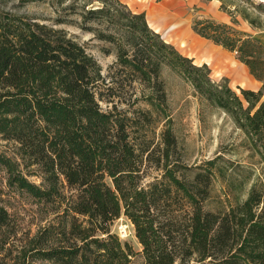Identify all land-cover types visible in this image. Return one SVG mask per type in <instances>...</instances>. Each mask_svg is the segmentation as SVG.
I'll return each instance as SVG.
<instances>
[{
    "label": "trees",
    "instance_id": "16d2710c",
    "mask_svg": "<svg viewBox=\"0 0 264 264\" xmlns=\"http://www.w3.org/2000/svg\"><path fill=\"white\" fill-rule=\"evenodd\" d=\"M79 9L78 27L115 47L108 83L77 37L0 7V136L19 145L21 159L0 153V170L9 189L46 211L43 229L21 240L0 189V264H132L133 247L111 231L122 213L145 264H264V178L254 180L244 201L207 211L221 157L195 167L173 163L177 140L161 79L168 67L229 114L264 165V45L232 25L193 22L197 35L236 53L263 83L238 95L120 0H85ZM61 21L55 25L68 24ZM139 102L148 109H134ZM153 114L167 120L158 147L146 134ZM150 168L161 174L146 183ZM37 174L43 185L30 181Z\"/></svg>",
    "mask_w": 264,
    "mask_h": 264
},
{
    "label": "rangeland",
    "instance_id": "374dc122",
    "mask_svg": "<svg viewBox=\"0 0 264 264\" xmlns=\"http://www.w3.org/2000/svg\"><path fill=\"white\" fill-rule=\"evenodd\" d=\"M74 1L79 4L76 7L78 9H75L76 11H65L64 8ZM120 1L134 14L144 13L149 26L153 29L159 21L151 14L152 9L161 8L164 3L171 0ZM217 1L220 2L221 11L231 18L230 23H227V25H232L238 31L244 33H246L244 30L247 28L253 29L254 33H248V35L251 34L255 40L261 43L258 36H264V0ZM84 2L85 0H0V7L40 24L65 29L71 35L77 37V41L85 45L88 52L98 61L102 68V76L107 79L108 83L111 81L108 80V76L112 75L110 68L117 61L115 47L98 40L94 34L83 31L78 27L81 23L79 6L83 5ZM97 5H99L98 2L89 7H96ZM204 13L205 9L194 2L187 10V15L191 17L193 22L208 19ZM59 20L68 22V24L55 25ZM233 20L236 21L235 24H233ZM213 21L217 22L216 20ZM160 35L163 40L167 41L166 35ZM209 41L207 43L211 47H216L219 52L224 53L223 64L228 63L230 67H237L239 73L235 74L230 70V67L228 68L214 60L204 49L197 48L186 52L180 47H176V49L184 56L193 59L198 66L208 63L211 70L210 76L214 82L227 84L238 95L241 94L240 88L249 90L254 81L246 65L237 59L236 53H232ZM104 48H108L111 53L106 54L103 52ZM161 79L164 82L168 111L173 121V132L177 140V151H172L173 163L195 167L206 164V162L220 156L221 159L216 165L217 173L214 175L209 199L204 203L205 209L209 212H224L229 206L235 205L236 200L244 201L252 189L254 180L264 178L262 160L253 150L244 130L235 123L229 114L210 106L201 99L196 94L193 86L178 73L168 67H163ZM262 86L263 83L261 82ZM101 104L104 110L112 108V104ZM119 108L130 110L124 104L119 105ZM138 108L148 109V106L144 102H139L134 109ZM152 120L153 124L146 127L148 128L146 134L152 139L154 147H158L161 144V134L167 120L156 114H153ZM260 143L258 142V144ZM18 149L19 145L15 141L5 140L0 136V153L20 162ZM34 168L32 170H35ZM183 172L181 169L179 174H183ZM160 174L155 168H150L145 182H152L154 177L160 176ZM5 178V173L0 170V189L3 190L1 198L17 223L18 236L21 240L26 239V237L32 238L38 230L43 229L45 224L43 218L46 211L43 212V203L38 204L27 195L9 189L6 186ZM29 179L39 186L43 185V179L39 174L30 176ZM106 181L113 187L109 178ZM111 231L123 243L127 242L133 247L137 255L133 258L132 264H145L141 255L143 247L136 238L135 227L123 213L113 223ZM34 264L51 263L36 261Z\"/></svg>",
    "mask_w": 264,
    "mask_h": 264
},
{
    "label": "crops",
    "instance_id": "0c3cea01",
    "mask_svg": "<svg viewBox=\"0 0 264 264\" xmlns=\"http://www.w3.org/2000/svg\"><path fill=\"white\" fill-rule=\"evenodd\" d=\"M193 2L198 3L205 9L204 14H206V18L216 20L220 23H230L231 18L221 11L220 2L217 0H171L164 3L163 7L161 8L152 9L151 14L159 21L156 23L153 30L159 34L166 35L167 43L170 42L173 46L180 47L185 52L187 50L190 51L197 48H200V50L204 49L207 54L214 58V60H217L219 63L223 64L224 53L219 52L216 47H211L207 43L209 40L200 37L192 29L193 20L191 17H189V15H187V10L190 6H192ZM244 31H246L247 34L254 33L253 29L251 28H247ZM250 36L252 35L250 34ZM258 38L263 44L264 36L259 35ZM205 64L209 65L208 63ZM226 64L223 65L229 68L230 65L228 63ZM237 69L238 68L234 66L230 67V70L235 74L239 73ZM253 78L252 80L254 81V84L249 90L257 92L262 88L261 82Z\"/></svg>",
    "mask_w": 264,
    "mask_h": 264
}]
</instances>
